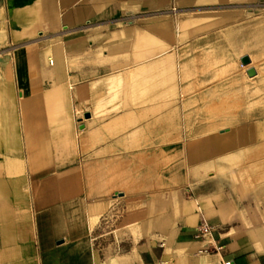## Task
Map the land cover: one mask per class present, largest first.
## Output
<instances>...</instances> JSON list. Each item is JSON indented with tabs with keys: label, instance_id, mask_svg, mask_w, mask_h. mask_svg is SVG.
I'll return each instance as SVG.
<instances>
[{
	"label": "crops",
	"instance_id": "0c3cea01",
	"mask_svg": "<svg viewBox=\"0 0 264 264\" xmlns=\"http://www.w3.org/2000/svg\"><path fill=\"white\" fill-rule=\"evenodd\" d=\"M257 1L0 0V46L14 55L0 79V264H264L263 211L240 210L204 165L186 169L207 153L184 147L183 126L212 104L186 81L202 54L179 49ZM51 96L74 102L77 125L72 107L31 121L26 109ZM203 218L212 247L196 238ZM109 236L128 247L100 255Z\"/></svg>",
	"mask_w": 264,
	"mask_h": 264
},
{
	"label": "rangeland",
	"instance_id": "374dc122",
	"mask_svg": "<svg viewBox=\"0 0 264 264\" xmlns=\"http://www.w3.org/2000/svg\"><path fill=\"white\" fill-rule=\"evenodd\" d=\"M232 12L234 17L225 19L218 34L210 33L205 38V43L196 46L183 44L179 47L183 53L202 54L196 62L201 74H188L186 81L192 84L198 81V87H204L207 92V103L212 104L211 108L192 110L195 116L188 118L190 123L183 126L188 135V139L183 142L184 147H202L207 154L201 158L196 156L191 161L187 157L184 160L188 170L194 166L199 169L204 165L205 171L201 172V175L204 174L203 180L215 178L229 184L228 195L231 201H236L240 210L249 208L255 212L261 209L264 213V0L254 2L248 8L233 9ZM9 48L0 46V66L8 62L6 67L1 68L3 72H0V79L4 80L10 78L9 60L14 57L12 51L5 53ZM247 55L251 61L244 65L242 58ZM250 68L256 70L255 75L248 74ZM166 81L167 78L164 82ZM154 82L151 78L148 87L155 85ZM20 90L22 89L18 87L10 92L4 88L3 97L12 95L18 100ZM195 90L192 89V92ZM53 98L51 96V99L40 101L31 109H26L34 114L31 121L39 127L46 126L48 122L62 119L68 107H72L71 118L73 124L77 125L78 117H83V114L77 110L74 102L71 105L69 101L68 105L61 98ZM251 132L257 133L255 139L249 135L246 136L247 139L239 141L241 134ZM233 141L237 142L232 144ZM56 152L59 156L63 153L62 149H57ZM66 166L61 165L60 168ZM201 175L197 173L192 178L193 186L200 182ZM190 184L183 190L186 197L193 194ZM116 197L118 195L112 198ZM108 216L115 219V211ZM110 224L104 227L103 233L114 229ZM126 238L127 236L98 238L96 245L100 255L103 252L112 255L119 248L128 247ZM210 247L208 250L212 252Z\"/></svg>",
	"mask_w": 264,
	"mask_h": 264
},
{
	"label": "built area",
	"instance_id": "2783aa9c",
	"mask_svg": "<svg viewBox=\"0 0 264 264\" xmlns=\"http://www.w3.org/2000/svg\"><path fill=\"white\" fill-rule=\"evenodd\" d=\"M214 235V229L210 225L209 221L206 218H203L201 223L197 228L196 238L208 242V245L212 244Z\"/></svg>",
	"mask_w": 264,
	"mask_h": 264
},
{
	"label": "water",
	"instance_id": "95a60500",
	"mask_svg": "<svg viewBox=\"0 0 264 264\" xmlns=\"http://www.w3.org/2000/svg\"><path fill=\"white\" fill-rule=\"evenodd\" d=\"M250 61H251V58L248 55L242 58V63L244 65H247L248 63H250ZM248 74L250 76H253L256 74V70L254 68H250L248 69ZM88 117H90V113H85L84 118H88Z\"/></svg>",
	"mask_w": 264,
	"mask_h": 264
},
{
	"label": "bare ground",
	"instance_id": "6f19581e",
	"mask_svg": "<svg viewBox=\"0 0 264 264\" xmlns=\"http://www.w3.org/2000/svg\"><path fill=\"white\" fill-rule=\"evenodd\" d=\"M234 142V141H233Z\"/></svg>",
	"mask_w": 264,
	"mask_h": 264
}]
</instances>
